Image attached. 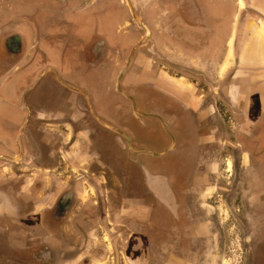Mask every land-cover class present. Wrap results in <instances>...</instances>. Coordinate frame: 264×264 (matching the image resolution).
Returning <instances> with one entry per match:
<instances>
[{
    "label": "crops",
    "instance_id": "0c3cea01",
    "mask_svg": "<svg viewBox=\"0 0 264 264\" xmlns=\"http://www.w3.org/2000/svg\"><path fill=\"white\" fill-rule=\"evenodd\" d=\"M158 11L154 4L145 10ZM203 11L204 25L190 26L202 29L190 43L196 73L178 74L148 51L157 45L167 54V25L159 22L149 27L156 44L148 47L149 37L126 67L144 35L127 0H0V39L10 36L12 49L8 68L0 69V264H111L108 246L97 237L108 221L126 234L123 262L141 264L139 242L155 210L140 193L144 182L150 197L166 182L186 190V200L201 207L199 213L191 208V216L204 218L207 195L222 182L230 155L234 164L236 153L241 173L258 157L264 173V152L255 149L264 129L246 132L264 125V0ZM221 12L232 21L247 14L248 32L240 35L239 15L232 36L230 18L224 21ZM225 102L238 112L243 134L231 137ZM231 139L236 143L229 153ZM162 156L166 168H155ZM109 173L116 188L106 193L113 201L108 215L96 216L90 193L100 192L93 182L101 184ZM246 188L237 183L228 190L243 193L247 205L259 200L264 210V187L248 195ZM68 192L72 209L55 217V202ZM256 218H247L251 233L244 235L262 238L258 258L264 264V212Z\"/></svg>",
    "mask_w": 264,
    "mask_h": 264
},
{
    "label": "flooded vegetation",
    "instance_id": "af4514ba",
    "mask_svg": "<svg viewBox=\"0 0 264 264\" xmlns=\"http://www.w3.org/2000/svg\"><path fill=\"white\" fill-rule=\"evenodd\" d=\"M172 0H133L134 5H135V10L136 12L143 16L144 21L150 27L151 24H156L160 23L159 25L166 27L165 31L167 32V46L170 45V35L167 29L173 33L174 36V41L172 44L175 46V48L178 47H187L181 43L179 37H178V32L177 29L182 27V23L186 24L188 23V15L191 18H195L196 15H201V13H205L203 11V6L206 7V5H210L212 8H217L218 10H221V8H224L226 10L230 9L233 7V4H237L238 0H173V4H171ZM203 4H200L202 3ZM144 5L142 10L138 8V4L141 5L140 3ZM154 4L156 7L159 6L160 12L158 13H147L145 12L146 8H148L150 5ZM199 15V17H200ZM214 16L217 17L218 13L213 14ZM242 19L241 23L245 20V22L248 21L247 14H239ZM238 14H236L234 21H232L233 16L232 14L225 12L224 14L221 12L219 13V16L224 20L227 21L228 18H230V29H231V35H235V32H237V26L236 22L238 21ZM224 17V18H223ZM148 18V20L146 19ZM201 18V17H200ZM220 20V22L222 21ZM147 20V21H146ZM132 21V19H131ZM223 21V22H224ZM174 22H176L178 25L177 29L174 28ZM192 22V21H189ZM219 22V24H220ZM204 23V21H199V24ZM216 25V22H214ZM152 25V27H153ZM204 25V24H203ZM249 25V24H248ZM238 31H240V35H242L243 32H248L247 30V25L243 23L242 27L241 25L239 26ZM135 29V27H133ZM151 28V27H150ZM246 30V31H245ZM135 32V31H134ZM141 35H143V31H139ZM234 32V34H233ZM17 38V37H16ZM159 38L163 41V39L159 36ZM13 39V37H12ZM159 39V40H160ZM180 39V40H179ZM11 40L10 36H4L2 35V38L0 39V69L2 71L6 70L8 68V65L10 64L9 61H7V57L9 56V53H11V48L9 41ZM150 40L149 43L153 42V44H156L158 38L156 37L154 40V37L152 36V29H151V35H150ZM153 40V41H152ZM177 42V43H176ZM151 43L148 45V47L152 46ZM21 45V40L16 41V48L19 49ZM154 48H149L148 51L155 56V58L159 59L162 63L168 66V68L178 74H183V73H189L190 71L194 72L195 70L192 69L190 65L195 66L193 63H187L188 66H183V64L174 61L172 63H169L171 56L169 54L164 53L165 51H159L157 45H153ZM190 44H189V51L190 55H195L196 52H191L190 49ZM168 48V47H167ZM166 48V49H167ZM238 45H235V52L238 50ZM163 49V47H162ZM161 52V53H160ZM164 56H163V55ZM176 60V58H174ZM192 59V58H191ZM128 89V88H127ZM129 90V89H128ZM222 107L224 109V113L226 116V121L228 123V130L229 133L231 134V137L237 136V134H243L242 132H235L234 130H230V126L238 124L237 121V111L228 102L222 103ZM239 125V124H238ZM234 129V128H233ZM153 131V129L151 130ZM157 128L155 129V133L157 132ZM240 131V130H239ZM152 132V135L154 134ZM236 143L235 140L230 141V145L228 146L229 148V153L232 151V145ZM249 143V142H247ZM261 143V142H260ZM259 144V143H258ZM257 145V144H255ZM257 151L256 153L264 152V149H260L259 147L255 148ZM235 156V157H234ZM233 159H234V164L232 157L231 158V163L225 168L226 163H224V168H223V173H221L222 177V182L221 179L219 180V183L214 182L216 185V188L211 192V194L207 195L206 203L208 206L213 207L211 198L213 197L214 191L215 190H221L224 193V198L225 202L231 201V195L232 191H229L228 188H232L234 185L237 183H242L243 185L245 184L246 188V195H248L250 192L258 190L264 187V180H263V172L262 170L260 171L259 167L262 165V161L260 162L261 159H258L251 163L252 165V170L249 171H244L241 173L240 168L236 162V153L234 154ZM264 160V157H263ZM232 165V167H231ZM235 165V166H234ZM230 166V169L228 167ZM259 168V169H258ZM256 169V171L254 170ZM258 170V171H257ZM222 171V169H221ZM255 175V176H254ZM78 177H81V179L85 178V173L77 175ZM108 179H105L104 182H101V184H96L95 181L93 182L95 186L98 188V195L96 194L97 191L94 189L93 191L91 190V195L92 198L96 200L95 205H96V210H95V215H102L106 216L108 215V210L106 206L108 207L109 202L113 201V196L110 198V192L107 194L106 187H111V189L116 188V183L110 179V173L107 174ZM209 176V175H207ZM254 177L255 182L249 181L250 178ZM148 178L147 175H144V181H146ZM216 177H214L215 179ZM92 179V177H91ZM146 179V180H145ZM210 179V177H209ZM242 179V181H241ZM216 181V180H215ZM141 184V183H140ZM152 184V182H150ZM232 185V186H231ZM140 193H144L146 196H149V199L152 200V197H155V201H157L159 204L158 206H155V210L150 211V216L148 222H146V226L144 227L143 231V239L142 242L140 240V244L143 243V259H141V264H213V236L212 233L209 230L213 229L214 227H219L220 228V235H223V231H225L224 228H226L223 221L219 219V214H213L210 212L208 216L205 215L204 218H199V215H192L191 213L189 214V217L185 214V212H182V209H184V202L187 199V194L185 196H182L186 190L179 189L175 190L173 189L167 182L164 183L163 185L160 186V189L158 190V197L153 193L155 190H151V197L150 194L147 193L146 190V183L144 182V186L140 188ZM177 192V194L175 193ZM195 192V191H194ZM199 190L196 191L195 193L198 199L201 197L198 194ZM106 193V194H105ZM194 193V194H195ZM149 194V195H148ZM227 195V196H226ZM243 195V193H242ZM242 195H238L235 197L236 201L238 200V203L240 207H238V212L237 214H233V218L235 220V226L237 231L240 233V236L244 238L245 241L249 240L246 239L247 237L255 238L254 235H248L247 234L251 233L248 228L247 224L245 222L249 219L257 220L256 214L264 212L261 207V204L259 200H255L252 205H247L245 204ZM195 196V195H194ZM234 198V197H232ZM94 200V201H95ZM144 200H147L145 197ZM154 200V199H153ZM73 199L71 197V193L68 192L66 195H62L57 201L55 202L53 206V213L55 217H64L67 216L70 212V210L73 207ZM189 201V200H188ZM187 205L195 210L196 213H199L201 210H199L201 207L199 204L194 203L189 201ZM257 201V204H256ZM105 205V208H104ZM167 206V207H166ZM170 209V210H168ZM168 210V212H166ZM90 213V212H89ZM196 218V219H195ZM202 220L203 223L199 224V222ZM190 221V222H189ZM221 221V224H220ZM224 226H222L223 224ZM115 224L111 223L108 221L106 223L105 228H100L99 229V235L97 237L99 238V243H101L103 246L107 247L109 252L107 253V257L110 258L111 264H125L123 262L124 256L120 252L121 247H122V240L125 237L126 234L121 233V232H116L114 229ZM247 233L246 235H244ZM258 238V237H257ZM262 238H259L257 242H255L253 246V260L248 261L247 264H260V260L258 258V254L261 252L262 245L259 243ZM130 242V239L129 241ZM127 242V243H128ZM134 242V244H136ZM249 249V248H247ZM248 250V251H250ZM130 252V253H129ZM127 254L128 255H136L135 253H132L133 251H129ZM212 253V254H211ZM211 256V258H210ZM203 258L205 259V263L203 262Z\"/></svg>",
    "mask_w": 264,
    "mask_h": 264
},
{
    "label": "rangeland",
    "instance_id": "374dc122",
    "mask_svg": "<svg viewBox=\"0 0 264 264\" xmlns=\"http://www.w3.org/2000/svg\"><path fill=\"white\" fill-rule=\"evenodd\" d=\"M140 4L141 5L138 4V8L140 10H142L144 5L142 4V2ZM171 4H173V0L171 1ZM200 4H203V1ZM199 15H196L195 18H191L188 15V19H187L188 23H186V24L182 23V29H179V28L177 29L178 37L180 39H182V40H180V39L179 40L181 41V43L183 45H185L187 47L175 48V46L172 44V42L174 41V36H173L174 32L171 33L172 30L170 32L167 29V31L169 32V35H170L169 37H170L171 43L168 46V48L166 49V52L172 58V59H170L169 63L177 61V62L183 64V66H188L187 63L190 64L192 62L194 65H196L194 61H191L192 56L190 55V51L188 49H189V44L191 43L193 38H194V41H196V35L195 34L202 30V29H194L190 26L202 27L203 23L199 24V21H205L206 20V18H205L206 14L205 13H201V15H200L201 18L199 17ZM137 16L139 18H141L142 21L146 24V22L143 19V16L139 15L138 13H137ZM146 19L148 20V18H146ZM189 21H192V22H189ZM174 58H176V60ZM198 65L200 66V64H198ZM194 72H196V71H194ZM233 111H236V110H233ZM262 126L264 127V125H262ZM262 126L256 125V128H255V126L249 125L248 128H246V132L251 133L252 131H257L258 127H260L261 129H264ZM230 130L231 131L234 130L235 132H240V133L242 132L243 133V131H241V126L238 124H235L233 126L231 125ZM260 149H262V150L264 149V141L261 142ZM152 153L153 152H151V154ZM141 156H144L146 158L151 157L150 154L141 155ZM155 160H156V163L154 165V166H156L155 168H158V167L166 168L164 165L167 162H169L168 158L166 156L155 158ZM169 168H170V170H173V166H169ZM150 169H153V168L150 167ZM263 180H264V174H263ZM249 181L255 182L254 177L250 178ZM186 194H187V192H186ZM231 196L234 198L231 197V201L225 202L224 193L221 190H215L213 197L211 198V202H212L213 207H209L210 208L209 213L212 212L214 215L219 214V219L223 222L225 220H227L224 222L227 225H225L226 228H224L225 231H223L222 236L220 235L221 231H220L219 227H214L211 230L208 229V231H210L212 233L213 240H214V242H213V247H214L213 251L214 252H213V257H212L213 258L212 259L213 264H247L248 261L252 262L253 251H251L250 249L253 250V246H254L255 242H257V240L259 239V237L258 238L257 237H255V238L247 237L246 239H249V240L245 241L244 238H242L240 236V233L237 231L236 227H234L236 224H235V220L233 218V214H237L238 207H240V205L238 203V200L236 201V198H235L237 196V192L235 189H233ZM150 202H151V207L153 208L155 201L152 199V200H150ZM188 204H189V201H188ZM168 210H170V209H168ZM168 210H166V212H168ZM182 212H185V214L188 217H189V214L191 213V209L187 205V200H185V202H184V209H182ZM204 216H205V214H204ZM199 218H201V216H199ZM221 221H220V224H221ZM252 221H253V219H252ZM201 223H203L202 220L199 222V224H201ZM249 223H250V221L247 220L246 221L247 228L249 227ZM222 226H224V224ZM247 248H249V249H247ZM248 250H250V251H248ZM210 258H211V256H210ZM202 263H205L204 258H203Z\"/></svg>",
    "mask_w": 264,
    "mask_h": 264
},
{
    "label": "water",
    "instance_id": "95a60500",
    "mask_svg": "<svg viewBox=\"0 0 264 264\" xmlns=\"http://www.w3.org/2000/svg\"><path fill=\"white\" fill-rule=\"evenodd\" d=\"M127 3H128V6H129V8H130V10H131V12H132V15H133L135 21H136V22L138 23V25L143 29V31H144V35H143L142 39H141L139 42H137V43L134 45V47L132 48L131 53H130V55H129V58H128V60H127V65H126V67L131 63L132 58H133V56L135 55V53H136V51L138 50V48L141 47V46H143L144 44H146L147 40H148L149 37H150V29H149V27H148V26L142 21L141 18H139V17L136 15V13H135V11H134V8H133V5H132L131 1H130V0H127ZM34 84H35V83H33V85H34ZM31 86H32V85H31ZM31 86H30V87H31Z\"/></svg>",
    "mask_w": 264,
    "mask_h": 264
}]
</instances>
